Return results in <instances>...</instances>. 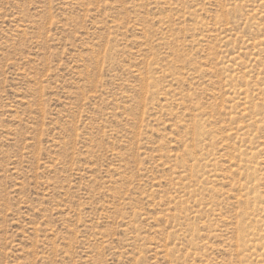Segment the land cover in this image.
Wrapping results in <instances>:
<instances>
[{
	"label": "rangeland",
	"instance_id": "obj_1",
	"mask_svg": "<svg viewBox=\"0 0 264 264\" xmlns=\"http://www.w3.org/2000/svg\"><path fill=\"white\" fill-rule=\"evenodd\" d=\"M0 264H264V0H0Z\"/></svg>",
	"mask_w": 264,
	"mask_h": 264
}]
</instances>
